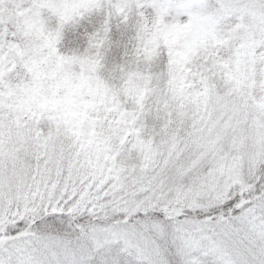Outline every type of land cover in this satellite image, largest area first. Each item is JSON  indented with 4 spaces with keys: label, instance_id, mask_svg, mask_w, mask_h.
<instances>
[{
    "label": "snow or ice",
    "instance_id": "obj_1",
    "mask_svg": "<svg viewBox=\"0 0 264 264\" xmlns=\"http://www.w3.org/2000/svg\"><path fill=\"white\" fill-rule=\"evenodd\" d=\"M0 264H264V0H0Z\"/></svg>",
    "mask_w": 264,
    "mask_h": 264
}]
</instances>
